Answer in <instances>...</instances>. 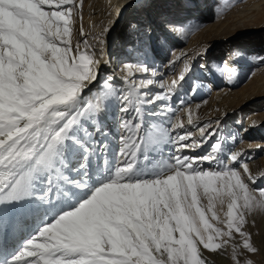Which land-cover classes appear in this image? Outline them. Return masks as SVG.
I'll use <instances>...</instances> for the list:
<instances>
[{
    "label": "snow or ice",
    "instance_id": "6c2138e0",
    "mask_svg": "<svg viewBox=\"0 0 264 264\" xmlns=\"http://www.w3.org/2000/svg\"><path fill=\"white\" fill-rule=\"evenodd\" d=\"M77 7L0 0V264H209L203 250L230 244L240 264L236 234L255 254L244 226L247 213L264 210V186L250 187L264 173L251 174L246 151L231 150L238 134L219 120L176 113L191 62L164 82L130 23L123 76L102 77L83 27L73 44ZM190 25L166 17L165 45ZM109 31L93 39L103 45ZM117 112L118 139L108 128ZM217 204H226L224 219ZM26 217L35 227L11 244Z\"/></svg>",
    "mask_w": 264,
    "mask_h": 264
},
{
    "label": "bare ground",
    "instance_id": "6f19581e",
    "mask_svg": "<svg viewBox=\"0 0 264 264\" xmlns=\"http://www.w3.org/2000/svg\"><path fill=\"white\" fill-rule=\"evenodd\" d=\"M144 1L145 0H77V15L73 14L74 20L72 24L73 44L75 45L78 40L82 41L79 36V30L81 27H83L84 32L87 34V38H84L89 39V41L94 45L96 57L101 61V76H103L106 72L110 73V69H112V65H110V63L106 65L104 64V61L108 60V51L109 49H111V45L114 44V41L116 39L115 37L117 36L116 32H118L121 28L120 21L122 19H128V16L133 17L129 18L131 22L125 21L126 23H138L140 32L144 30L143 32L146 34L145 37H148L146 41L149 43V45L153 46L154 48L153 53H155L156 51L158 53L155 54V59H158V63H161V60L166 59L164 58L163 48L166 49V47L169 46L171 47L169 48L170 53L168 54V56L171 54V60H174V58L179 56V54L182 52L187 53L189 49L197 50L196 48L200 46V41L204 39H200L202 36L207 35L208 38H215L219 35H222L223 31L226 29H232L237 26H243L244 24H253L254 22L260 25V28H264V0H237L235 3L233 2L234 4L230 2V4L228 5L230 9H226V12L228 13L224 12L225 14L219 12L217 13L216 9H214V7L212 8V4L214 2L217 3L219 0H199L201 2L204 1L206 6L203 5L200 7L198 6V4H193V7L191 6V9H183L184 13L190 12V18L202 20L200 25L196 28L198 30L196 34H189L188 32L186 34L179 33L177 40L176 37L175 40H172V37H168L166 46L165 36L167 35V33L164 27L165 22L161 24V27L156 25L146 27L144 24H142V21L144 22L146 19L149 22V24L147 25H151V23L154 24L157 20L153 16H151L150 13L157 11L156 9L154 10V8L158 9L160 6H157L155 3L154 5L151 4L152 6L150 5V7H148L149 5ZM172 4L173 2L171 0L167 2V5H169L168 9L172 8ZM225 6L226 5H224V7ZM178 7V5L176 7H173V10L176 12V10H178ZM143 13H146V15H143L144 18L141 21L138 17ZM180 15H182V11L179 14L177 13L172 17L168 16L167 18L172 20H178L176 18ZM113 21H115V23H112ZM104 27H109L110 31L103 37L105 43L101 45L98 41L92 38L94 35L100 34ZM149 28L152 29L151 34L146 31ZM159 32L162 37L156 35V33L158 34ZM262 34L264 35V32ZM122 35L123 37H125L124 34ZM184 40L185 42H187V46L183 50H176V43L178 42L179 44ZM149 41L151 42V44ZM253 41L254 42H251L252 45H250L249 52H251L250 57L253 58V63L255 67L251 71V76H248L249 80H247L243 85L239 86L238 88L232 89V87L238 86L236 84V80L239 81L238 78L241 75L239 74V72L244 75L245 71L243 72V70L245 67L242 66V64L243 61L245 62V59H247L248 57V55L243 54L247 48L243 47V45H238L235 55H230L228 53L227 57H225V59L221 61V73H223V78L225 80L223 84L227 86V88H224L221 91L214 92L212 91L215 90V86L213 85V88L211 89L213 94L211 95V97L208 98L206 102L208 105L211 106L215 103L216 106L223 105L224 109L222 111L215 112L213 117H215L216 119L214 118L213 121L224 120L225 117L231 111L236 109L244 111L249 110L246 125H244V127H241L242 136H240L242 139L244 138L246 140L247 138H252L253 136H256V133H254V131H256L257 129H262L264 125V105H262L261 103V100L264 102V36L259 37V40L254 39ZM156 42L163 44V47H158ZM123 47V52L128 51L127 46L125 44L123 45ZM102 48L103 51H101ZM113 56L118 57V53H114ZM124 62H127V60ZM124 62H120L121 65L119 64L121 70L115 71V77L117 76V81H119V78L123 76L122 67ZM164 65L165 64L161 66L163 67ZM205 66L206 65H204L203 67ZM118 68L119 67H117V69ZM233 71L237 73V76H235L230 81L229 77L231 76ZM120 73H122V75ZM202 84L204 83L202 82ZM212 84L214 83L212 82ZM198 85L197 87H195L197 89L196 93L193 95L194 97H202V95H205L209 90L208 87L205 88L204 86L202 88L200 86L201 84L199 86ZM191 102L192 104L189 108L195 109L194 115L199 116L201 118V121H206L208 117H210V113H205L202 110L199 111L196 108V105H202V100L200 102L197 101V103H195V100H192ZM260 108L263 109V111L257 113ZM114 117L116 127L113 128L112 120L110 119L108 121V128L116 135L118 139L119 135L123 134L124 131L122 128L119 127L121 114L118 112L114 113ZM253 144H256L258 146L257 149H259V147L264 146V139H257L253 142ZM241 149L243 148H238V150ZM247 157H250L249 159L251 160L252 154L251 156L247 155ZM249 159L247 161H249ZM252 161H249L248 165L251 174L255 177L256 175H258V173L256 172L257 170L254 169L256 161ZM155 163L163 165L162 161L160 162V160L155 161ZM204 202L206 203V201ZM253 212L254 214L248 213L252 219L251 221H246L244 230L250 233L253 246L256 247L258 251L255 254L248 253L247 250L243 249L242 247V239H237V236L235 235L234 242L238 245H241V247L237 249V259L240 261V264H244V261L246 259H251L254 264H264V211L256 209L253 210ZM26 220L27 223H21V230L17 232L15 236H12L10 234L8 235L7 239L9 238L11 244L13 242V239L15 240V242H18L20 238H24V236L30 233L32 228L35 227V222L32 220L31 217H26ZM203 254L209 261V264H236V262L233 260V249L231 244L216 252L203 250Z\"/></svg>",
    "mask_w": 264,
    "mask_h": 264
},
{
    "label": "rangeland",
    "instance_id": "374dc122",
    "mask_svg": "<svg viewBox=\"0 0 264 264\" xmlns=\"http://www.w3.org/2000/svg\"><path fill=\"white\" fill-rule=\"evenodd\" d=\"M168 1L169 0H145L144 2L149 5L148 7H150L151 4L154 5L155 3L157 6H160V7L158 9L154 8V10L156 9L157 11L150 13V15L153 16L157 20L154 24L151 23V25H147V24H149L147 19L144 22L142 21L144 18L143 15H146V13L139 15L138 18H139V20L142 21V24H144L146 27L154 26V25L161 27V24L163 22H165L166 17H168V16L172 17L173 15H175L177 13L179 14L182 11V15H180L176 18L178 20H182V18L184 19L185 17L191 16V15L185 16L183 9H187V8L191 9V6L193 7V4H198V6H200V7L205 5L204 1L201 2L199 0H171L173 2L172 8L168 9V6H169V5H167ZM236 1L237 0H228L227 2H224V0H219L217 3L212 2L213 3L212 8L214 7V9H216L217 13L219 12V13L225 14V13H228V12H226L227 11L226 9H230L228 7L230 2L235 3ZM73 2H74V4L78 5L77 0H73ZM80 4H79V6H80ZM186 4H188V5H186ZM177 5L179 7H178V10H176V12H175L173 10V7H176ZM224 5H226V6L224 7ZM76 11H77V8L74 11V15L76 14ZM156 12H158V13H156ZM161 13H163V14H161ZM128 17L130 18L133 16H128ZM129 18L126 20L122 19L120 21L121 28L119 29L118 32H116L117 36L115 37L116 39L114 41V44L111 45V47H110L111 49H109V51H108L109 52L108 53V60L110 59V61H111L110 65H112V69H110V73L106 72L103 76H105V75L115 76V71L121 70V67L119 66L120 62H124L127 60L126 57H128V55H129L130 44L135 42V37L130 35V33H129V25L130 24L125 22V21L129 22L130 21ZM201 22H202V20L191 18V25L189 27L192 30L187 31V32L189 34L195 35L196 32L198 31L196 28L200 25ZM143 31L140 32L141 46L145 49V51L147 52V55L150 59V58H152V55H151V52H150V49L148 46L149 43L146 41L148 37H145L146 34ZM160 32L158 34L156 33V35L159 37H162L160 35ZM263 32H264V28H260V25H258L257 23L254 22L253 24H244L243 26H237V27H234L232 29H226L223 31L222 35H219L215 38H208L207 35L202 36L200 39H202V38H204V39H202L200 41V43H199L200 46L198 48H196L198 51L194 50V49H189L187 52L188 55L185 56L183 59H180L177 63H175V65L172 66V68L169 67V62L173 61V59L171 60V58H172L171 54L168 56V54L170 53L169 48L171 46L166 47V49L163 48L164 49V58H166V59L161 60L162 64L158 63V59L155 60V57H153L154 60H152V61L155 62V65H156V63H158L156 66L159 69V73L163 74L162 76H160V79L163 80L164 82H167V83H171V81L173 79H179L181 71L184 67L185 60H189L191 62V70L188 73H186V78L182 82V88L176 94L177 97L183 96L185 99V103L183 105H180L179 99L173 100V106L176 108V113L180 114L186 120L185 109H187L191 106V104H192L191 101L195 100L196 101L195 103H197V101L200 102L202 100V105L203 104L204 105L203 106L200 105L198 110L199 111L202 110L205 113H210L209 114L210 117H208L207 120L213 121V119L215 118V117H213L215 112L222 111L224 109L223 105H220V106L217 105L216 106L215 105L216 103H215L214 105L211 106V105H208L206 102H207L208 98L211 97V95L213 94L212 91L217 92V91L223 90L224 88H227V86H225L223 84V82H225V80L223 78V73H221L222 70H220L221 61L224 60L225 57H227L228 53L230 55H235L238 45H243V47L247 48L243 53L244 55H248L247 59H245V62L243 61V64H242V66L245 67L243 70V72L245 71L244 75L239 72V74H241L240 77L238 78L239 81L236 80V84L238 86L232 87V89L238 88L239 86L243 85L247 80H249V77L251 76V73H252L251 71L255 67L254 63H253V58L250 57L251 52H249L250 51L249 50L250 45H252L251 42H254L253 41L254 39L259 40V37H263L264 36L262 34ZM122 34H124L125 37H123ZM177 37H178V35L176 36V40H177ZM150 40H151V38H150ZM172 40H175V38L174 39L172 38ZM80 42L82 43V41H80ZM124 44L127 46L128 51H126V52L122 51V49L124 48L123 47ZM150 44H151V42H150ZM156 44L160 48L163 47V44H161L159 42H156ZM176 45H177V46H175L176 50H183L187 46V42H185V40H184L179 44L177 42ZM150 47H151V45H150ZM205 49H207V51H205ZM114 53L115 54L118 53V57H114L113 56ZM175 58H174V60H175ZM163 64H165V65L162 67L161 65H163ZM204 65H206V66L203 67ZM117 67H119V68L117 69ZM161 67H162V69H161ZM120 74L122 75V73H120ZM235 76H237V73H235ZM202 82L204 84H202ZM212 82L214 84H212ZM198 84L199 85L201 84L200 86L202 88L205 86V88L208 87V89H209L205 95H202V97H198V96L194 97L193 96L196 93L197 88H195V87H197ZM213 85L215 86V90L211 91V89L213 88ZM185 93H187V95H185ZM203 100H205V101H203ZM261 103H262V105H264V102L262 100H261ZM263 109L260 108L261 111L258 110L257 113L262 112ZM248 111L249 110H245V111L239 110V109L233 110L225 117L224 120L220 121V124L222 127H224L226 132H235L238 134L239 139L235 140L234 147H232L231 150L232 151H238V148L242 147L243 149H241V150L246 151V156L247 155L251 156V154H252V158H251V160L249 159V161L250 162L252 160L256 161L254 169L257 170L256 172L258 173V175H256L255 177H260L261 174L264 173V146L259 147V149H257L258 146L256 144H253V142L257 139H264V125H263L262 129H260V130L257 129L256 131H254V133H256V136H253L254 138L253 137L247 138V140L244 138L242 139L240 137V136H242L241 135V132H242L241 127H244V125H246ZM172 118L175 119V116H173ZM213 124H215V121H213ZM191 130L194 133L197 131L196 128H192ZM195 154L202 155L203 151H197V153H195ZM162 160H163L164 164L167 162L166 159L162 158ZM247 160L248 159H246L245 162L249 163V161H247ZM258 186H264V179H258L256 185L250 184V187H258ZM226 210H227L226 204L223 206H221L220 204L216 205V211H217V213L221 219H224L223 212ZM250 213L254 214L253 211ZM249 214L248 213L246 214V218L249 217L248 219H246V221H248V220L251 221V219H252L251 216H249ZM236 236H237V239L238 238L240 239L238 234H236Z\"/></svg>",
    "mask_w": 264,
    "mask_h": 264
}]
</instances>
